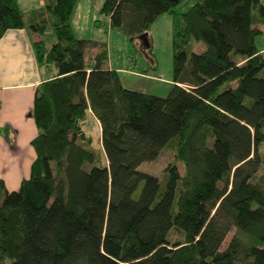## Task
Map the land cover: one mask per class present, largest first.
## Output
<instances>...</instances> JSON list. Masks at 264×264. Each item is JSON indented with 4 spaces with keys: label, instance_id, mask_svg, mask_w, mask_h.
Masks as SVG:
<instances>
[{
    "label": "trees",
    "instance_id": "trees-1",
    "mask_svg": "<svg viewBox=\"0 0 264 264\" xmlns=\"http://www.w3.org/2000/svg\"><path fill=\"white\" fill-rule=\"evenodd\" d=\"M78 1L45 0L31 21L0 0V38L29 27L39 64L55 68L35 95L31 173L16 190L0 179V264H264L262 1L105 0L134 41L173 14L166 96L126 86L108 43L76 35ZM193 39L205 50L189 51ZM173 143L165 178L140 169Z\"/></svg>",
    "mask_w": 264,
    "mask_h": 264
},
{
    "label": "crops",
    "instance_id": "crops-1",
    "mask_svg": "<svg viewBox=\"0 0 264 264\" xmlns=\"http://www.w3.org/2000/svg\"><path fill=\"white\" fill-rule=\"evenodd\" d=\"M261 1L264 4V0ZM18 2L31 21L45 5V0ZM102 2L79 0L77 9L78 6L81 8L83 16L80 13L76 17V24H93L98 9L95 5L99 6ZM38 38L39 34L29 27L9 29L0 38V130L9 128L7 133L0 132V179L9 190L19 189L23 179L31 173L37 155L32 140L39 133L32 114L35 95L38 86L55 71L53 67L46 68L39 64L34 47ZM257 45L264 53V32L257 38ZM109 66L116 68L110 62ZM90 118L93 116L90 115ZM95 121L101 127L100 121Z\"/></svg>",
    "mask_w": 264,
    "mask_h": 264
},
{
    "label": "rangeland",
    "instance_id": "rangeland-1",
    "mask_svg": "<svg viewBox=\"0 0 264 264\" xmlns=\"http://www.w3.org/2000/svg\"><path fill=\"white\" fill-rule=\"evenodd\" d=\"M103 5L104 0L99 6L98 4L95 5L98 9L93 24L86 22L76 24V17H79L81 13V8L78 6L77 9L76 7L72 18L76 35L81 38L85 36V38L108 43L109 62L119 70L121 80L126 86L161 96L168 95L172 89L175 76L173 14L165 13L159 16L146 32L144 41L140 39L134 41L125 31L111 27L110 17L102 11ZM185 9L182 8L181 11ZM187 48L189 51L201 52L205 50L206 45L204 42L193 39ZM96 50L94 44H89L86 52L87 57L90 58ZM262 74L264 76V71ZM95 119V117L89 118L85 127L91 130L95 145H100L101 127ZM175 154L176 149L173 143L165 147L156 159L143 162L140 169L158 176L162 180L165 178L168 164L175 161ZM178 164L182 169V162ZM235 231V227L230 231L225 246L230 242ZM173 232L170 234L171 239H178L182 235L179 231Z\"/></svg>",
    "mask_w": 264,
    "mask_h": 264
}]
</instances>
